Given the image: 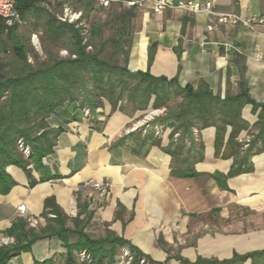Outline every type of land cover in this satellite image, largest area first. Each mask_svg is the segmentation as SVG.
Wrapping results in <instances>:
<instances>
[{"label": "crops", "instance_id": "1", "mask_svg": "<svg viewBox=\"0 0 264 264\" xmlns=\"http://www.w3.org/2000/svg\"><path fill=\"white\" fill-rule=\"evenodd\" d=\"M83 1L32 2L21 27L16 28L17 39L22 29L34 36L52 35L69 5L82 15L102 8L93 0L94 6L88 10ZM123 1L128 0L113 3L111 8H120ZM153 1L144 0V6L136 9L125 62L130 72L176 79L182 89L208 90L221 100L247 91L252 100L264 106V32L219 24L210 31L208 27L215 24L213 16L175 9L156 13ZM167 1H213L218 13L264 15V0ZM63 40L64 36L60 37L59 41ZM86 109L89 116L84 114ZM135 112L77 105L57 108L47 119L51 128L61 132L53 153L43 159L46 174L32 167L29 177L15 166L7 168L17 185L9 194L0 195V242L18 218L42 219L40 226H45L44 204L52 197L69 216L70 229L75 228L72 220L79 217L91 239L113 234L155 264H183L181 259L194 263L198 258L221 262L264 251V151L249 158L251 172L224 177L232 162L246 155L249 143L259 133L258 112H253L251 105L242 107L247 129L238 137V155L230 158L223 155L231 126L227 127L224 147L216 154V127L201 128L196 123L192 132L185 134L182 129L174 131L178 119H161L149 130L136 131L132 128L138 117ZM249 113L254 114V120ZM157 127L162 129L161 135L156 133ZM195 132H199V140ZM262 145L258 139L257 148ZM187 170L197 175L189 176ZM42 175L55 178L40 182ZM222 176L225 189L220 185ZM32 181L36 183L30 185ZM90 181L111 184L108 194L84 187ZM22 205L25 214L18 210ZM68 240L76 244L79 236L69 234ZM125 251H129L128 246L117 250L113 264L126 262ZM83 252H74L75 264H92L80 257ZM67 254L60 239L47 238L7 264H66ZM244 264L253 261L248 259Z\"/></svg>", "mask_w": 264, "mask_h": 264}, {"label": "trees", "instance_id": "2", "mask_svg": "<svg viewBox=\"0 0 264 264\" xmlns=\"http://www.w3.org/2000/svg\"><path fill=\"white\" fill-rule=\"evenodd\" d=\"M34 1L40 0H15L22 19ZM83 4L89 10L94 6V1L85 0ZM100 9L108 12L102 24L94 22L86 31L85 28L78 27L81 21L75 24L62 22L53 29L52 35H48L52 41H59L60 37L70 34L71 46L68 47L70 58L52 62L37 61L36 66L28 63L31 48L17 39L18 25L7 28L3 18L0 17V195L9 194L17 185L7 171L10 166L22 169L29 177H31L32 167L46 174L47 168L43 165V159L53 153L61 132V129L51 128L47 119L57 108L65 105L76 106L79 90L86 86L91 78L102 91L99 103L93 104L91 109L101 107L99 105H102V99L107 100L113 109H116L118 103L123 100L124 89L118 91L113 81H106L94 71L103 67L111 68L109 62L100 58L110 42L116 47L114 53H122L124 61H127L131 41L129 43L126 39L123 43L122 41L126 34L132 33L137 8L121 6ZM83 17L84 15L81 20ZM109 30L114 31L116 36L104 38L105 31ZM5 37L14 42L11 51L6 46ZM10 53L13 56H8V62H5L2 54L10 55ZM73 56L75 58H72ZM35 58L37 59L38 56L35 55ZM112 69H118L123 77L135 81L138 84L137 87L144 84L140 89L135 88L128 92V99L133 102L135 111L146 110L153 96H155L154 108L163 107L170 96L169 87L174 86L181 93L186 94L188 102L185 107L180 112L172 113L170 117L162 119V122L169 120L174 122L178 119L180 123L174 131L182 129L185 134L192 132L198 122L202 123L201 128L216 127V154H219L224 147L227 127L231 126L232 131L225 145L227 152L223 155L225 158L238 155L241 149L238 137L241 131L247 129L246 122L242 118V107L251 105L253 112H258L259 133L249 143L246 155L242 159L234 160L228 175L224 177H235L252 171L249 158L255 153L264 151V106L252 100L247 91L236 97L221 100L208 90L194 91L189 86L182 89L176 79L156 78L149 72L132 73L126 66L119 64ZM85 72L91 78H85ZM121 81L124 80L121 79ZM258 139H262L263 143L260 148H257ZM21 140L30 147L32 152L29 156H26L19 148L18 143ZM186 173L189 176L197 175L194 170H187ZM54 178L55 176L52 175H42L40 182ZM35 183L36 181H32L30 185ZM220 185L223 189L226 188L223 176L220 178ZM43 218L46 225L37 228L31 227L29 221L24 218H18L13 222L4 235L13 238L14 243L0 244V264H7L12 258L30 252L37 241L53 237L60 239L68 250L66 264H75L77 260L74 252L82 251L90 255L92 264H113L117 250L126 246L131 252L132 264H140L143 254L122 238L109 234L104 238L93 240L84 233L85 224L79 217L72 220L75 228L70 229L67 226L70 221L69 216L52 197L45 200ZM69 234L79 236L76 244L69 242ZM248 259H251L253 264H264V251L243 256L235 255L232 259L221 262L203 258H198L194 263L183 259L181 261L183 264H244ZM146 261L155 264L147 258ZM35 264H47V262L35 261Z\"/></svg>", "mask_w": 264, "mask_h": 264}, {"label": "rangeland", "instance_id": "3", "mask_svg": "<svg viewBox=\"0 0 264 264\" xmlns=\"http://www.w3.org/2000/svg\"><path fill=\"white\" fill-rule=\"evenodd\" d=\"M71 1V0H70ZM74 1V0H73ZM78 5V3H77ZM70 8L75 9L74 6L69 5ZM86 8V7H85ZM108 12L104 11L102 9L96 10L94 12H91L89 14H85L83 19L80 20L81 23L78 25V27L80 28H85V30H89L90 26L92 25V23L94 22H98L99 24H102L103 21L107 18ZM75 24V23H74ZM21 27V24L18 25V29ZM85 31V32H86ZM131 34H126L124 36V39L122 41V43L124 42V40L126 39L127 43H129V41H131ZM33 34L29 31H25L24 29H22L19 33H18V39L19 42L22 44H25L27 46H29L31 48V54H29V60L28 63L36 66V62L39 61H49L52 62L53 60H65L70 58V50L68 49V47L71 46V40H70V34H65L64 38L65 40H63V42L61 41H51L50 37L48 36V34L45 32L43 34H37V41L36 44L34 42L33 39ZM110 36H116L115 32L112 30L109 31H105L104 33V38H108ZM6 39V46L8 48V50L11 51L12 46H13V41L7 39V37H5ZM128 45V44H127ZM73 46V45H72ZM116 47L113 46V44L110 42L107 45L106 51L105 53H103L101 55V59H104L105 61L109 62L111 64V68L110 67H103L101 69H96L94 71L95 74L97 75H101L106 81H113L115 83V85L117 86V90H123L125 91V95L123 100L118 103V108L123 109L124 111H127L129 113H133L135 112L134 109V105L133 102L131 100H129V90L135 89L137 88L140 89L143 85H141V87H137V83L135 81H131L130 79H127V77H123V75L121 74V72L117 69H112L113 66H116V64H119L120 66H126L125 65V61H124V56L122 53L120 54H115ZM91 50V49H89ZM114 54V56H113ZM35 55L38 56V58H35ZM8 56H13L11 55H7V54H2V57L4 59L5 62H8ZM72 58H75L74 56ZM13 60V59H10ZM101 72V74L98 73ZM85 78H91L89 76V74L87 72H85ZM121 79H123L124 81H121ZM95 80H93L91 78V80L89 81L88 84H86V86L82 87L79 90V99L76 102V105L78 106V108H92L93 104L96 105L99 103L100 101V96L102 95V91L101 89H98V87L96 86V83L94 82ZM142 92V90H140ZM104 92V91H103ZM106 92V91H105ZM168 92H169V99L167 100L166 104L163 107L160 108H154V102H155V96H153L149 102L148 107L146 108V110H142V111H136L135 114L137 113L136 116H138L134 122V124L132 125V128L136 131L140 130V129H145L147 128L149 130V128L157 125L158 123H160L159 121L161 119L164 118H168L170 117V115L176 112H180L184 107L185 104H187L188 99L186 94L181 93L176 87L172 86L168 88ZM91 95V96H90ZM90 96V98H89ZM142 97H144V95H140ZM102 105H99L101 107L99 108H112L111 104L105 100L102 99ZM66 106V105H65ZM64 107V106H63ZM166 108V109H165ZM98 109V107L96 108ZM95 109V110H96ZM90 110L86 109L85 113L86 115L89 116ZM249 118L250 120H254L255 116L254 114L249 113ZM198 122V121H197ZM199 123V122H198ZM202 123H200L201 125ZM200 129H198L199 131ZM179 131V130H178ZM162 129L159 127H157L156 129V133L158 135L162 134ZM181 133V132H180ZM181 134L179 135V139ZM195 138H197L199 140V132H195ZM197 140V141H198ZM19 148L25 153V149L29 148L30 152L31 149L29 146H26L24 144V142L21 140L19 141ZM196 147L198 148H202L201 145H196ZM27 156V155H26ZM39 227V226H38ZM7 238V237H5ZM2 242V240H1ZM0 242L1 245H3ZM10 245V244H8ZM85 253V252H83ZM86 254V253H85ZM128 254V255H127ZM89 256V255H87ZM125 258H126V262L124 264H132L133 262V258L131 255L130 250L129 251H125ZM88 262L92 261L91 257L89 256L87 258ZM144 260V262H142ZM140 264H150L146 261V258L141 257L140 260Z\"/></svg>", "mask_w": 264, "mask_h": 264}, {"label": "built area", "instance_id": "4", "mask_svg": "<svg viewBox=\"0 0 264 264\" xmlns=\"http://www.w3.org/2000/svg\"><path fill=\"white\" fill-rule=\"evenodd\" d=\"M102 8H109L113 3H120V0H94ZM144 0H128L123 1L121 4L127 8H140L144 6ZM166 9H175L189 13H207L215 18V24L208 27V30H213L215 25H230L237 26L243 25L252 30H260L264 32V15L244 17L236 13H218L215 11L214 2H196V1H180L174 4L167 0H155L153 1V10L156 13L163 12ZM0 17L3 18L5 26L7 28H12L16 25H20L23 22L22 16L18 11L15 0H0ZM82 18V12H77L70 7H65L63 14L59 17L61 22H66L69 24L78 23ZM34 42L36 44L37 36H33ZM25 153L27 156L30 155L29 148H26ZM84 187H89L94 192L100 193L102 195L108 194L111 184L108 182L90 181L84 185ZM21 214H25V206L22 205L18 208ZM43 222L42 219H31L29 224L33 228H37ZM3 242V243H2ZM3 245H8L14 243V239L7 237L2 239ZM128 255V254H127ZM80 257L83 260H87L89 256L85 253H81ZM144 262V260L142 261Z\"/></svg>", "mask_w": 264, "mask_h": 264}]
</instances>
